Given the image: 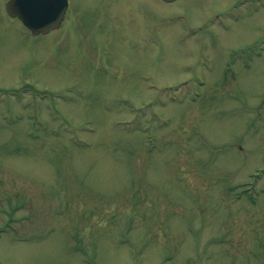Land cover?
I'll return each instance as SVG.
<instances>
[{"label": "rangeland", "instance_id": "rangeland-1", "mask_svg": "<svg viewBox=\"0 0 264 264\" xmlns=\"http://www.w3.org/2000/svg\"><path fill=\"white\" fill-rule=\"evenodd\" d=\"M5 5L0 264H264V0Z\"/></svg>", "mask_w": 264, "mask_h": 264}, {"label": "water", "instance_id": "water-1", "mask_svg": "<svg viewBox=\"0 0 264 264\" xmlns=\"http://www.w3.org/2000/svg\"><path fill=\"white\" fill-rule=\"evenodd\" d=\"M171 1V0H165ZM66 0H8L6 9L18 16L33 33L45 32L63 17Z\"/></svg>", "mask_w": 264, "mask_h": 264}, {"label": "flooded vegetation", "instance_id": "flooded-vegetation-1", "mask_svg": "<svg viewBox=\"0 0 264 264\" xmlns=\"http://www.w3.org/2000/svg\"><path fill=\"white\" fill-rule=\"evenodd\" d=\"M119 7V6H118ZM116 8V7H115ZM69 10V4H68V7H67V9H66V14H65V16L66 17H68L69 18V20H70V22L72 23V21H73V18H75V16L74 15H72V14H70L69 15V13L67 12ZM114 11V8L113 7H106V6H103L102 8H101V10H100V15H101V17L102 18H104V20H105V25H104V28L103 29H105V28H108V31H111V28H118L119 26H118V24H119V21H117V19H115V21L116 22H114L113 21V19L110 17V15H108V13L110 12V11ZM87 12V13H90L88 10H84V12ZM68 14V15H67ZM119 14H120V11H119ZM95 17L96 15L92 12V14L90 13V15H89V17ZM123 16H125V14L123 13ZM81 18V20H80V22H81V24H85V26H86V22L84 21L86 18H83V15L80 17ZM76 20H77V18H75ZM90 19V18H89ZM87 20H88V18H87ZM114 22V23H113ZM126 22H128L129 24H130V20L128 19V20H126V21H124V22H122L124 25L126 24ZM89 23H92L91 21H89ZM98 23H101V22H98ZM112 24H114L113 25V27H112ZM88 27H91V26H88ZM96 27L99 29L100 27L99 26H97L96 25Z\"/></svg>", "mask_w": 264, "mask_h": 264}]
</instances>
